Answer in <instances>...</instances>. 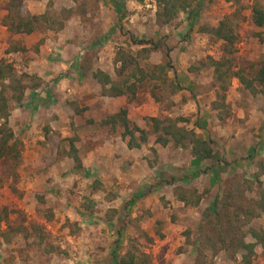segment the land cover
<instances>
[{
    "label": "rangeland",
    "instance_id": "1",
    "mask_svg": "<svg viewBox=\"0 0 264 264\" xmlns=\"http://www.w3.org/2000/svg\"><path fill=\"white\" fill-rule=\"evenodd\" d=\"M7 1L0 0V26H4L2 20L7 11ZM186 1L190 6L177 10L175 18L167 24L156 21L154 0H116V5L114 0H55L54 7L47 6L45 12L62 22L61 29H54L55 37L60 34L62 50L69 52L67 57L71 56L73 68L68 70L73 75L74 87L80 93L86 90L91 94L83 98L86 103L91 101L85 106L83 103L79 105L77 100L65 102L73 113L66 114L64 124L73 134L64 136L57 147L60 145L66 151V139L72 137L74 146L78 139L76 132L99 136L110 127L100 126L99 121H95L106 115L99 109L101 87L90 76L93 69L117 79L113 71L115 53L119 49L136 56L144 69L168 59L174 77L171 72H166L164 84L154 80L143 81L135 97L129 101L130 105H137L130 110L129 126L135 124L145 131L146 136L145 142L138 147L145 151L140 160L149 170L146 172L149 176L144 177H150L156 171L169 172L172 167L190 168L187 166L192 157L188 148H176L171 143L165 146L155 144L148 117L188 119L176 125L192 128L202 138L213 141L212 158L200 161L198 166L211 163L213 167L189 181H175L159 192L144 194L131 202L117 251L121 254L126 249L135 248L148 256V264H181L186 260L191 264H233L227 253L205 245L203 234L211 232L205 224L199 232L198 225L203 213L212 211L216 196L222 200L227 193L240 196L235 199L238 203L255 197L256 185L251 182V187L247 188L246 181L249 182L252 173L258 171L256 162L261 160L264 163V83L254 84L253 93L232 77L222 93L223 99H219L215 94L221 92L213 83L205 56L219 58L221 41L207 34L204 28L215 26L223 16L234 12L232 23L237 40L232 53L233 63L235 68H244L245 72L256 68L258 62L264 60V24L256 27L251 23L250 7L256 3L264 9V0ZM15 2L22 11H26L22 0ZM113 6L119 8L118 13ZM45 26L40 23L35 30L45 33L49 30ZM15 35L7 32L6 27L5 33L0 31V57L11 63L16 75H28L23 79L28 88L39 85L40 80L24 69L26 59L22 53L26 50L20 47L21 41L13 38ZM129 36L151 39L158 47L132 44ZM141 47H146V50L140 52ZM169 81H175L181 89L173 90L166 84ZM4 93L9 98L7 87ZM8 103L10 110L17 105L10 98ZM109 107L114 108L115 105L109 104ZM52 115L49 119L54 117L55 122L56 116ZM116 127L121 131L120 126ZM114 129L115 126L110 128ZM15 133V139L20 141L16 130ZM137 136L134 132L135 139ZM91 145L90 140L79 145L76 149L79 159V152L87 151ZM54 146L44 147L52 151ZM89 158L88 173L78 169L76 174L69 157L71 171L62 172L60 183L51 185L52 177H38L34 182L39 184L33 186L29 182L35 177L29 174L31 169L24 164L22 154L16 165H11L8 160L0 161V264H100L104 260L109 244L115 238L116 210L123 200L130 198L137 186L133 182H117L118 178L112 174L103 178L106 166L102 164L99 170L93 166L96 163L93 159L106 162L104 154ZM218 159L225 163L216 162ZM49 162H54L49 155L40 158L37 171L43 170ZM121 170L126 173L125 168ZM137 171L138 175L143 174L138 168ZM260 180L264 183V175ZM237 183L241 187H237ZM46 187L54 190L49 197ZM122 188L126 190L122 191ZM54 206L59 211L56 215L52 211ZM62 206L65 209H60ZM67 208L68 214L64 213ZM243 223V231L248 227L264 230V213ZM168 224L172 227L164 232L162 229ZM166 235L168 237L164 238ZM244 239L253 241L247 234ZM254 253L251 264H264V251L255 246Z\"/></svg>",
    "mask_w": 264,
    "mask_h": 264
},
{
    "label": "trees",
    "instance_id": "2",
    "mask_svg": "<svg viewBox=\"0 0 264 264\" xmlns=\"http://www.w3.org/2000/svg\"><path fill=\"white\" fill-rule=\"evenodd\" d=\"M233 1L238 2V0ZM114 2L116 5V0ZM154 2L157 7L155 18L160 24L169 23L175 18L177 10H184L187 6H190L186 0H154ZM6 5L7 11L3 17L2 25L11 34H29L40 23H44L45 27L49 30L62 28V22L45 11L41 14H29L26 11H22L19 8L20 5L15 0H8ZM62 11L67 12L66 9H62ZM233 16L234 12L223 16L215 26L204 28L207 34L221 41V56L219 58L214 59L209 55L205 56V63L211 68L213 83L217 84L216 86L221 92L219 94L217 91L215 95H219V99L221 100L223 99L222 93L226 90L232 77L236 78L243 88L249 89L251 92L255 90L254 84L261 85L264 83V60L258 62L256 68H250L246 72L244 68H235L232 53L235 50L234 45L237 40V34L232 23ZM250 20L256 27L263 26L264 9L260 5L255 3L250 7ZM128 38L132 44H150L152 48L158 47L157 43L151 39H135L132 36ZM145 50L146 47H141L139 51L144 52ZM114 62L113 73L117 79H112L106 72L99 69H93L90 73L91 78L100 85L101 95L103 96H124L126 101L129 102L135 97L136 90L143 81L154 80L164 84L166 72H171L174 77V72L168 59L162 64H153L144 69L138 64L136 56L129 54L123 49H119L115 53ZM25 78H28L27 74L20 73L16 75L13 72L11 63L4 57H0V161L8 160L11 165L18 164L20 160L21 142L15 139L7 123L10 111L8 99L10 98L15 103L20 104L23 92L28 88L23 81ZM166 84L173 90L181 89L175 81H169ZM37 85L34 84L30 88H35ZM6 87L10 90L9 98L4 93ZM150 95L153 99L156 98L152 92H150ZM212 104L214 105V103ZM126 114V108L120 107L113 114L101 119L99 125H109L110 128L117 125L120 126L121 138L127 137L126 147L128 149L138 148L145 142V131L135 124L129 126ZM187 121L188 119L181 117L174 119L147 118L148 125L154 134L153 142L155 144L165 146L171 143L176 148H188L192 157L199 161L209 160L213 155V141L208 138H202L192 128L176 125L178 122ZM134 132L138 134L136 139ZM74 140L73 137L66 139L68 145L67 156L71 158L73 168L78 170L81 169V161L76 155V149L73 146ZM216 162L225 163L222 159H218ZM256 166L259 168L258 171L252 173V179L249 182L246 181L248 184L247 188L251 187V182L256 185L257 192L255 193V197H248L244 203H238L235 199H238L240 196L237 197L227 193L223 200L216 196L213 200L212 211L206 210L203 213V219L198 225L199 232L202 231L203 224L207 225V230L211 232V234H203L205 245L209 246L212 250H222L227 253L229 259L233 260V264H251L255 254V246H259L264 251V230L262 228L255 229L248 227L246 231H243L241 227L244 225L243 222L260 213H264V183L260 180V176L264 175V163L258 160ZM212 167L211 163L203 167H172L169 172H157L153 178L143 182L131 194L130 198L123 200L117 208L114 230L115 238L110 242L107 255L100 264H148V256L143 252L137 251L135 248L126 249L121 254L117 251L128 206L136 198L144 194L157 190L162 186L171 185L175 181H189L200 174L206 173ZM239 186L241 187V184L237 183V187ZM194 204H196V201ZM246 234L253 241H245ZM236 254H239L238 257H236Z\"/></svg>",
    "mask_w": 264,
    "mask_h": 264
},
{
    "label": "crops",
    "instance_id": "3",
    "mask_svg": "<svg viewBox=\"0 0 264 264\" xmlns=\"http://www.w3.org/2000/svg\"><path fill=\"white\" fill-rule=\"evenodd\" d=\"M22 2L25 10L29 14H41L46 10L48 5L53 7L55 6V0H22ZM113 9L117 13L119 12V8L117 9V6H113ZM0 31L5 33V26H0ZM45 31L46 32L43 33L35 30L29 34H16L13 37L21 41L20 47L23 46L22 48L26 50V52L22 53L23 59H26L24 64L26 73L35 75L41 82L35 88H26L24 90L20 104H17L16 106L14 105V108L9 111V116L7 119L8 126L11 128L13 134H16V130L20 137V141L23 145V151L21 154L24 164L31 169L29 174L35 177L29 182L30 186L38 183V181L34 182L38 180V177H52L51 185H55V182H61L59 176L62 174V172H65L69 169V156H67L68 148L66 151H64L60 145L57 147V143H59V141H61L64 136H70L73 134V131L70 130L68 125L65 126L64 124V122H66L65 120L67 119V115H71L73 113V109L70 108L65 102L77 100L79 105L80 103H83L84 106L91 102L90 101L89 103H86L83 101V98L91 96L89 93L90 91L84 90L80 93V91H78L79 89H75L74 87V82L72 81L73 75L70 71L73 68V62L70 60L71 56H66L69 54V52H64L62 50L60 34H56L55 37V30ZM38 41H40L39 44ZM99 98H101L99 101V109L100 112L104 114V116H107L109 112L114 113L120 107L126 106L128 119V116L132 111L131 109H133V107H137L135 104L130 105L124 96L107 97L101 95ZM109 104H113L115 107H109ZM52 114H55L56 116L55 122L54 117L53 120L49 119V116H53ZM95 121L97 122L100 120L95 119ZM46 124H48L47 127ZM103 132L104 134H99V136L96 134L84 135L83 132L74 133L78 138L77 141L74 142L75 149H78L79 145L85 144L86 140H90L92 144L90 147H88L87 151L79 152V155L81 156L80 172H85L86 174L90 170L89 167H86L89 157L104 154L107 160L106 162L99 160L98 158H92L94 161H96L95 165L93 166H96V168L99 170L102 168V164L106 166L104 172L97 170L100 173L103 172V178L112 174V176H116L118 178L117 182H133V184H136L138 188L143 182L153 178L156 175L157 171L154 172L150 177H144L146 175L149 176V173H146L148 169L145 165V162L140 160L141 157L145 156V151L143 152L144 149H128L125 145L127 139L121 138L118 127L115 126L114 130H110L109 127L108 129L103 130ZM53 144L55 146L53 147L52 151H48V149L44 147L46 145L53 146ZM57 154L63 156L60 157L57 156ZM47 155H49L51 159L53 158L54 162H49V164L43 167V170L37 171V163L40 161V158L43 159V156ZM189 162L190 164H188L187 167L190 168L195 166L198 167L201 163L194 157H190ZM71 166L72 164H70V167ZM123 168L126 169V173L121 170ZM137 168L141 170L143 173L142 175H138L139 171H137ZM69 170L71 171V169ZM72 171L74 170L72 169ZM74 172L78 174V170H75ZM165 186H162L150 193L159 192ZM46 188L45 190L48 191L47 194L49 197V193H52L54 190H52V187ZM124 190L126 189L122 188V191ZM130 190L131 188L127 189V191ZM173 206L177 205H171V207ZM60 209L63 210L65 207L62 206ZM68 210L69 209L67 208V211L64 213L68 214ZM52 211L54 212V215L59 212L55 206L53 207ZM74 219L76 220L78 217H74ZM171 227L172 226L168 224L162 230L166 232ZM166 237H168V235H166L164 238ZM181 264L191 263L186 260Z\"/></svg>",
    "mask_w": 264,
    "mask_h": 264
}]
</instances>
